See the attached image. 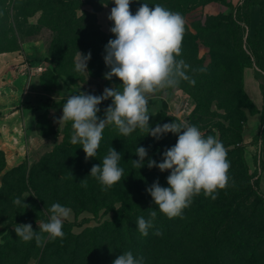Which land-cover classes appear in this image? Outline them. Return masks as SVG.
I'll use <instances>...</instances> for the list:
<instances>
[{
  "label": "rangeland",
  "instance_id": "1",
  "mask_svg": "<svg viewBox=\"0 0 264 264\" xmlns=\"http://www.w3.org/2000/svg\"><path fill=\"white\" fill-rule=\"evenodd\" d=\"M9 1L5 2L9 5L10 17L6 23L9 31L0 34V54L18 53L24 60H44L48 63L47 69L39 75L40 87L48 93L47 96H42L41 100L36 101L39 104H34L26 101L22 93L21 103L24 106L28 104L34 107L42 105L38 110H42L41 114H44L47 120L42 133L52 135L54 139L51 148L34 161L23 160L16 165L7 166L5 160V167L0 172V185L1 174L7 169L16 167L17 175L20 177L11 180L13 185L11 192L16 198L25 199L27 204L36 198L35 190L27 187V178L33 166L39 164L41 160L46 159L49 168L54 170L52 176L43 181L49 186L59 185L57 188H60V185L67 182L74 174L82 172L78 181H74L75 184H79L77 191L75 185L73 186L74 183L68 187H61L68 190L70 196L68 195L67 198L73 200L72 198L77 197V200H83L82 202L87 204L95 199L106 205L98 209L91 205L88 209L70 203L65 205L71 209V214L63 222L64 237L55 240L68 242L70 232L77 234L85 228L111 220L113 211L108 208L112 204L119 206L121 201L132 204L151 198L146 189L157 179L161 186L168 187L167 177L170 172H161L155 167L149 169L147 160L151 157L157 163L162 162L163 152L174 146L178 137L167 133L157 140L152 136H142L147 133L139 129L125 137L120 135L116 128L109 130L110 133L104 129L97 155L86 159L81 145H73L70 142L73 132L72 122L58 123V121L63 114L62 107L70 95L79 94L81 91L99 96L103 94L105 88L122 83L116 77L112 80L104 78L105 73L110 71L104 61L105 44L96 46V43L102 40V34H110L109 40L115 39V35L110 31L114 24L108 19L115 4L113 0H90L101 6L97 11L90 3H84L85 0H65L63 4L59 3L60 5L53 0H43L42 9L28 13L22 11L21 6L24 3L19 4L20 0ZM13 1H15L14 5ZM143 3H148L149 7L160 4L183 16L185 32L181 56L178 59H183L191 69H204L202 72L189 70L188 74L195 80L194 85L182 81L175 89H163L149 96L147 107L151 114L150 127L154 128L158 123L161 125L170 123L158 116L164 101L167 115L175 116L179 120L191 119L192 125L197 126L205 136L212 135L221 141L230 161L227 174L229 181L226 188L217 189V192H230L227 201H233L236 221L243 220L245 214H250L252 224L254 225L255 222L258 224L262 221V215L256 207L255 194L262 195L261 191L254 187L252 194L248 196L244 187L246 177L259 174V168L264 169V149L259 143L264 137V127H261V131L252 138L248 135V128L253 119L251 116L260 111L256 112L257 107L245 89L244 72H255L258 78L254 83H259V87L264 84V35L254 34L258 26L264 25V10L255 0H249L238 20L243 0H132L131 12L135 14ZM178 3L183 4L181 9L176 7L175 4ZM185 6L188 9H184ZM232 18L236 20L234 27L231 28L228 24ZM60 26L66 27V36L69 38H66L65 31L58 28ZM250 38L255 40L258 51L256 56L250 48ZM103 40L106 41L107 38L104 37ZM14 44L19 48L11 49L10 45ZM77 51L85 55L91 52L87 66L88 73L75 71L74 61ZM243 52L250 56L249 63L244 66H242L244 63H241ZM40 71L42 69L38 72ZM106 102L112 103L111 99L102 103ZM99 108L98 116L103 118L107 107L99 105ZM146 138L148 141L145 140ZM111 147L121 153L119 166L124 169V176L120 182L112 186L115 190L111 187L104 191L90 172L94 165L102 164L104 156ZM136 147H144L148 150V157L145 158V165L141 169L134 168L131 163V160L139 159L135 155ZM43 173L40 168L38 175L44 176ZM62 174L67 175L68 178L64 179ZM222 203L224 201L219 198L213 204ZM50 204L47 203L44 207L39 205L37 214L19 217L20 224H31L34 231H39L41 221L47 222L49 219ZM223 208L225 207L223 206L220 212L216 208H207L208 215L205 219H203L204 215L198 217L189 210L182 215V221L173 228L170 227L171 232L165 234L161 231L163 234L154 242V246L144 250L141 247V249L132 247V253L135 256H143L145 264H235L233 255L226 251V248L221 249V244L227 236L224 229L228 228L229 224L224 221L219 225L211 220L214 214L221 215ZM5 216L7 215L0 217V225H2L0 264H69L68 256L71 250L65 253L62 247L55 248L51 243L53 240L48 239L46 233L43 234L45 240L39 244L34 239L23 242L16 233H13L16 224L9 225ZM194 219H199L201 222ZM180 234L184 236L177 237ZM88 239L82 241L83 247L76 264H96L92 256H88L87 260L82 259L88 247H86ZM106 239V242L105 239L101 240L104 244L102 250L104 253L109 252L111 259L115 260L117 255L110 250L113 247L106 245L109 238ZM256 240L254 237L249 239V250L255 248ZM239 246L245 247L244 244ZM224 247L228 248V246ZM229 247L234 246L230 243ZM53 249L56 252H52ZM257 255H254L253 261L246 259L243 261H247V264H264V256ZM113 261L109 264H113Z\"/></svg>",
  "mask_w": 264,
  "mask_h": 264
},
{
  "label": "clouds",
  "instance_id": "2",
  "mask_svg": "<svg viewBox=\"0 0 264 264\" xmlns=\"http://www.w3.org/2000/svg\"><path fill=\"white\" fill-rule=\"evenodd\" d=\"M115 7L108 17L114 24L110 31L115 35L105 45L104 61L110 71L104 78L112 80L116 77L122 83L105 88L102 95L79 94L70 95L62 107L59 122H72L70 142L81 145L86 159L94 158L100 147L102 134L108 125H114L122 136H129L141 130L159 140L167 133L177 135L174 146L165 149L162 162L157 163L151 157L147 167L158 168L161 172L169 171L168 187L160 185L157 179L146 189L161 213L169 219L181 217L183 210L188 208L193 197L203 192L205 197L217 199V189L228 185L230 161L223 143L212 135L205 136L200 129L186 120H177L163 125L150 127L148 98L163 89H175L182 81L195 84L188 74L204 71L191 69L181 56V46L185 32V20L180 13L172 12L160 4L149 7L143 3L133 14L130 10L132 0H113ZM106 6V5H105ZM91 52L83 54L77 51L75 71L88 73V61ZM111 99L112 103L104 110L100 118L99 105ZM138 160H131L132 166L141 169L148 157V150L136 147ZM121 153L113 147L108 150L102 164L94 165L90 175L107 191L124 176V169L119 166ZM83 181V180H82ZM86 186V183L84 184ZM13 204L26 209L29 207L25 199L14 198ZM50 216L47 222L41 221L39 231H34L31 224H16L17 237L23 242L33 239L39 244L47 238L55 240L63 238V222L69 218L71 209L53 203L48 209ZM156 210L149 211V217L137 218L136 227L142 236H147L154 227ZM2 227V225H0ZM154 235L163 233L156 229ZM113 264H145L143 256H135L131 251L118 256Z\"/></svg>",
  "mask_w": 264,
  "mask_h": 264
},
{
  "label": "trees",
  "instance_id": "3",
  "mask_svg": "<svg viewBox=\"0 0 264 264\" xmlns=\"http://www.w3.org/2000/svg\"><path fill=\"white\" fill-rule=\"evenodd\" d=\"M43 0H20V3L22 4V11L24 12H35L37 9H42L43 7L41 6ZM57 5L63 4L65 0H53ZM256 3L261 5L262 10H264V0H255ZM5 2L7 0H1V5H0V34H6L9 31V28L7 26V21H9V12H8V7ZM8 2H10L8 0ZM53 2V3H54ZM249 0H243V4L240 6L241 11L238 14V20L240 19V15L243 13L242 10L247 7ZM13 5L15 1L12 2ZM29 3V4H27ZM84 3H90L93 7L94 10H100L101 6L97 4L94 1L90 0H85ZM33 4H36V6H33ZM59 4V5H60ZM178 9L182 8V3L175 4ZM32 7V9H31ZM188 9L187 6H185ZM242 17V16H241ZM236 18H232L228 24L231 28L234 27ZM57 23V22H56ZM61 29L65 36H66V27L65 26H60L58 27ZM254 34H261L264 35V25L258 26L255 29ZM103 38L106 37L107 40L104 41L103 38L100 40V42L96 43V46H101L103 44H107L109 41V36L110 34H102ZM68 36H66L67 38ZM69 38V37H68ZM254 38L249 39V45L250 48L252 49V53L257 55V50H256V45L254 43ZM66 42V41H65ZM70 42V40H69ZM1 44V42H0ZM70 43H68L69 45ZM67 45V46H68ZM11 46V49H16L19 48L17 44H14ZM242 60L241 63L242 66L246 65V63H249L250 56L249 54H246L243 52ZM260 90L262 97H264V84L260 85ZM111 103L106 102L105 104L101 103L100 106H106L108 107ZM27 108L38 110L42 108V105L39 107H34L26 104ZM166 102H162V109L159 110L158 116L161 118H164L168 120V122H172L179 120L175 116H170L167 115L166 111ZM260 111V117L261 121L264 122V104H262V108L259 109L257 108L256 112ZM38 120H37V128L39 130V133L43 136H47V134L42 133V128L46 126L47 120L44 117V114H38ZM190 121V124H192L191 119H188V122ZM115 127L108 125L105 130L106 132L110 133L109 130H113ZM142 136H147L149 137L150 135H142ZM264 138V137H262ZM152 138H150L151 140ZM154 139V138H153ZM148 141V138L145 139ZM160 140V139H159ZM152 147V146H151ZM5 167V155L3 150L0 149V172L4 169ZM42 168L44 176L38 175V171ZM54 170H51L49 166L47 165L46 159H43L40 161V163H36L33 166V169L31 170V173H29V176L27 178V187H31V189L35 190V197L33 198L30 202L27 203L29 207L24 209L23 207H18L13 204V199L16 198L11 190L13 188L11 180L13 178H18L20 177L17 175V168L12 167L10 169L5 170L1 174V185H0V217L3 215L7 219L8 224H20L19 217L27 216V215H34L39 212V205L46 206L47 203H60L61 205H67L68 203L72 204L73 206L78 205L77 207H82L84 209H88L91 206L98 208L104 207L106 204L103 202H98L95 199H93L90 204H87L86 202H82L80 200H77L78 198H72L73 200H69L67 196L69 195L68 190L66 188H61V187H68L71 184L74 183V181H78L79 177L81 176V173L74 174L72 178H69L67 182L62 183L60 185V188H57L59 185H51L49 186L48 184L46 185L43 181L45 179H49ZM253 173V172H251ZM64 179H67L68 176L65 174H62ZM249 178L251 179L249 181ZM246 177V182H245V187L244 191L248 192V196L252 194V191L254 190L253 188L258 186V178L256 174H252V176ZM71 179V180H70ZM75 185V186H74ZM79 184H73L75 190L77 191L79 189ZM113 188V187H112ZM121 189V188H117ZM115 190V187L113 188ZM255 194V192H254ZM262 194V193H261ZM70 196V195H69ZM230 196V192H218V197L215 200H212L211 197H205L203 192H201L200 195L193 197L191 205L183 210V213L188 212L191 210L193 213L197 214L198 217H201V215H204L205 219L207 217V208H216L220 212L222 207L223 212L221 215L219 214H214V217L211 219L213 222H216V224L221 225L222 222L226 221L228 223L229 227L224 229L226 230L227 236L225 240L222 242L221 249H225L228 251L231 255H233V262L235 264H247V261H243V259L246 260H254V255L258 254L257 256H264V194L262 195H256L255 194V199H256V207L258 208V211L262 215V221L258 222V224L255 222L253 225L251 222V215L250 214H245V217L243 220L236 221L235 216H236V210L235 207H233V201L230 200L229 202L227 201V197ZM54 198V199H52ZM96 198V197H95ZM219 198H221L224 203L222 204H217L214 205L215 201H217ZM90 199V198H89ZM77 200V201H76ZM73 201V202H70ZM87 205V206H86ZM214 205V206H213ZM109 210L113 211V215L111 220L101 223L98 226H94L91 228H85L82 232L73 234L70 232V235L68 236V242L67 240L65 242L63 241H58V240H53L51 243L55 245V248H63L65 253H68L69 250H71L70 255L68 256V263L69 264H76L77 263V258L78 255L81 251V248L83 247V240H87L86 243V249H85V255L82 257V259L87 260L88 256H92L94 260L96 261V264H109L112 263L114 259H111V254L104 253L102 248H104V244L102 243L101 240L105 239V242L107 241L106 238H109V241L106 243L108 247H113L110 250H113V253L115 255L120 256L124 252L131 251L132 252V247L133 249H139L140 247L142 250L154 246V242L159 239L160 236L154 235L153 233L156 231V229H159L160 231H163L165 234L171 232V226L172 228L179 222L182 221L183 218L181 217H175L169 219L166 215L161 213L158 209V206H156L151 198H147L145 201L142 202H135L132 204H127V202L121 201L119 206H109ZM150 210H156L157 211V216L154 221V227L149 230V234L147 236H142L140 232L138 231L136 227V221L137 218L140 216L145 217L146 219L149 217V211ZM247 212V210H245ZM203 219H201L203 221ZM256 220V219H255ZM194 221H199V219H194ZM72 225L71 223H69ZM231 227H234L233 229ZM13 233H15V230L13 229ZM184 236L183 234L178 235L177 237ZM256 238V243H255V248L253 250L248 249V241L251 238ZM66 239V238H65ZM64 239V240H65ZM104 242V241H103ZM50 243V242H49ZM232 243L234 247L230 248L229 244ZM244 244L245 247L241 248L239 245ZM62 245V246H61ZM224 246H228L224 247ZM140 248V249H141ZM109 250V251H110ZM52 252H56V250L53 249ZM226 264H233V263H226Z\"/></svg>",
  "mask_w": 264,
  "mask_h": 264
},
{
  "label": "crops",
  "instance_id": "4",
  "mask_svg": "<svg viewBox=\"0 0 264 264\" xmlns=\"http://www.w3.org/2000/svg\"><path fill=\"white\" fill-rule=\"evenodd\" d=\"M42 67V71L36 69ZM44 60H24L21 54L6 52L0 54V149L5 154L7 166H13L23 160L34 161L44 151L51 148L52 135L43 136L37 128L38 114L42 110H31L21 103L22 93L29 103H37L47 92L40 87L39 75L47 69ZM245 89L257 108L264 104L258 78L255 72H244ZM42 103V102H40ZM248 135L257 134L264 122L260 113H254ZM249 138V137H248ZM264 149V138L261 142ZM258 186L264 194V169L259 168Z\"/></svg>",
  "mask_w": 264,
  "mask_h": 264
},
{
  "label": "built area",
  "instance_id": "5",
  "mask_svg": "<svg viewBox=\"0 0 264 264\" xmlns=\"http://www.w3.org/2000/svg\"><path fill=\"white\" fill-rule=\"evenodd\" d=\"M41 69H42V67L40 66V67H38L36 70H38V71H39V70H41Z\"/></svg>",
  "mask_w": 264,
  "mask_h": 264
}]
</instances>
